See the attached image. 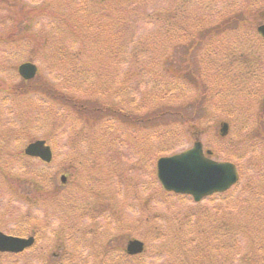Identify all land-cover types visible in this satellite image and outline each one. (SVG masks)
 <instances>
[{
  "label": "rangeland",
  "instance_id": "rangeland-1",
  "mask_svg": "<svg viewBox=\"0 0 264 264\" xmlns=\"http://www.w3.org/2000/svg\"><path fill=\"white\" fill-rule=\"evenodd\" d=\"M174 1L0 0V148L11 153L46 139L53 150L48 164L0 155V231L20 237L37 231L33 246L20 254H0V264H42L45 255L56 256L59 264H182L181 258L195 252L197 240H191L205 234L209 240L201 261L186 264H245L248 248L264 240L259 230L264 218L248 211L239 191L242 184L257 186L264 176V43L254 45L249 37L261 22L256 15L264 12V2L247 9L244 5L253 6V0H235L236 7L231 0H185L195 14L192 23L177 15L178 26L160 24L158 18ZM34 5L33 20L22 22ZM237 8L233 18L241 15L250 23L217 25ZM77 21L81 31L75 32L83 42L67 32ZM193 25L199 27L196 34ZM243 32V56L241 47L221 48V42L239 40ZM215 37L221 42L210 49ZM224 53L247 65L253 60L258 67L252 73L259 75L226 98L220 96L215 71ZM25 61L39 69L30 90H24L28 82L17 74ZM173 75L181 77L177 84L170 83ZM232 83H238L236 77ZM146 88L153 93L149 96L168 97L149 99ZM196 88L204 91L203 102L218 101L215 112L206 114L201 103L198 107ZM61 93L124 109L135 118L145 117L150 106L176 113L165 116V124H130L113 116L81 119ZM191 99L195 114L193 108L181 114L176 106ZM221 121L229 123L223 136ZM196 137L215 151L213 158L230 160L242 174L236 188L200 202L189 194L162 192L155 174L158 158L191 147ZM5 173L9 180L25 182L4 181ZM38 224L46 227L39 230ZM130 238L144 243L142 254L126 255Z\"/></svg>",
  "mask_w": 264,
  "mask_h": 264
},
{
  "label": "trees",
  "instance_id": "trees-1",
  "mask_svg": "<svg viewBox=\"0 0 264 264\" xmlns=\"http://www.w3.org/2000/svg\"><path fill=\"white\" fill-rule=\"evenodd\" d=\"M231 1H232V4H234L235 7L238 6L235 0H231ZM263 2H264V0H253L252 1V5L253 6H250L248 3H246L244 5V8L248 9V8H251V7H257V6H254V3L255 4H261ZM188 3H189V1H185V0H176V1H174L173 5L170 7L171 9L169 10V12L166 13L165 16H162V17L158 18L159 23L162 24V25L168 24L169 27H170V26H172L175 23L174 21L176 19H179V18H175L177 15L186 24L189 23V21H188L189 19H190V21L192 23V21L195 18V14L193 13L192 10H190L189 8L186 7V5H188ZM226 7L227 6H225L222 10H224ZM259 7L260 6L258 5L257 9H259ZM36 9H37L36 5L29 6V11L26 13L28 15L25 16V17H20V18L23 19L22 22L26 23L28 20L32 21L34 15L36 14V13H34V12H36ZM222 10H221V12H222ZM240 10L238 8L235 9L232 14L227 16L224 19V21H222L220 24H217V25L218 26H223V27H226V26L227 27L228 26H233V27L236 26V27H240V28L245 27L246 23H250L249 19H246V18H244L241 15L237 16L236 18H233L234 15L239 14ZM171 11H172L173 14H170ZM256 17H257V19L259 18V21L262 19L263 16L261 15L260 11L257 13ZM81 19H82V17L80 18V21H81ZM254 23H255V21H254ZM80 26H81L80 22L77 21V23H75V28H69L67 30L68 33H69V31L71 32V34H72L71 38L73 39V41L83 42V40L80 39L79 36L75 32L78 29H79V31H81ZM174 26H178V23L174 24ZM191 28H192L193 33L196 34V31H197V29L199 27L193 25ZM66 29H67V27H66ZM206 31H208V30H206ZM214 32H220V31L218 29V30H215ZM244 34H245L244 32H243V34L240 33L239 36L241 37ZM218 36H216V37H218ZM249 36H250V39L252 41L254 39V34L249 33ZM216 37L211 40L210 49H215L216 46L221 42V41H219V38H216ZM255 37L258 38L257 35H255ZM236 40L231 41V39H227L224 42H221V48L225 49L224 51H227L228 48H232V47L239 48V47H241L243 45L241 47V49L245 50V44H243V41H244L243 38L241 37V39L237 40V42H239L237 46H235V44L232 43V42H236ZM252 42H254V41H252ZM261 42L264 43V40L261 41ZM215 43H218V44H215ZM228 54L227 53H224V55L221 54V56L219 57L220 64H217L215 66L216 73H219V75H218V77H219V79H218L219 85L222 84V86H221L222 89L220 90L221 91V95L220 96L223 97V98L233 97L234 93L238 92L237 87L243 89V87L246 86V82L247 81L251 82L252 78H254L255 76L256 77L259 76L258 74H255V76H254V73H252L253 69L258 67L256 65H253V63H254L253 60L247 59L246 60L247 62L251 61L250 64L247 65V63L245 64L244 62H242L243 61L242 58L237 59V60L234 61L232 58H229ZM216 55H219V53L216 52ZM240 55L243 56L244 54L242 52H240ZM249 57H251V56H249ZM129 62H132V58H129ZM190 67L191 66H188V68H190ZM261 67H262V68H260L261 72H264V65H262ZM230 71L233 72L231 75H229ZM235 77H236L238 83L236 85H233L232 82L235 81ZM180 78L181 77H179L177 75L176 76L173 75L171 80H170V83L172 84V83L176 82V84H177L180 81ZM34 81H30V83H27L25 85V87H24V90L33 89L34 88V86H33V82ZM155 83L156 82L152 83L151 86H153ZM253 84H256V82H254ZM216 86H218V85H216ZM45 87H47V86H45ZM176 88H179V86H177ZM180 88L183 90V86H181ZM162 90L167 91V93H170V91H171L169 89H163V88H162ZM195 90L196 91H195L194 98L196 97V99H198L197 100L198 107H199V103H201V106L205 108V111H207L206 114H208L209 109H211V110H213V112H215L216 108H218V106H219L218 105V101L213 100V99H208L209 103L207 104L206 103V98H204V102L202 101V98L204 96H206L204 94V91L202 89H200V88H196ZM161 91H157V93H160ZM252 91H254V89L249 88L248 92L251 93ZM47 94H48V92H47ZM151 94H153V93H150V92L148 93V89L146 88L145 95L149 99H163L164 97H168L165 94L158 95L157 97L149 96ZM61 97H63L64 100L67 102V104H69V106H70L69 110L71 108V110L74 113H76L79 116H81V119L85 118V115L91 117L92 120H95V119L102 120V118L103 119L104 118H108L107 116H113L116 119H118V121L127 120V122L130 123V124L137 123L138 125L139 124L143 125L144 121L146 123H150L149 121H153V122H151L153 124L154 123H158V122H162L163 124H165V119H166L165 116H170V115H172L171 113L175 112V111H172V110H170L168 108H162L161 106H150L148 111H147V115L145 117H143L141 115H138L137 118H135L132 113H127V112L124 111V109L115 108V107L112 108L111 106L108 107L105 104H102V105L98 106V105H91L89 102H81L79 100L80 97H78L76 95H73V94H69V96L66 97L65 93H61ZM54 98H52V99L56 100ZM165 99H167V98H165ZM231 100H234V99H231ZM86 104H89L88 110L84 108V105H86ZM176 107H181V109H182L181 114H183V115L185 114L184 110L189 109V108H193L192 111H193V114H195V110L194 109L197 107V104H194L193 100L191 99L186 104L182 103L181 105L176 106ZM196 109H198V108H196ZM87 118L88 117H86V119ZM136 120L138 122H136ZM140 121H141V123H140ZM152 126L156 128V126H154V125H152ZM4 152H5L4 148H0V153H4ZM6 153L8 155H11L8 152H6ZM12 156H15V153L12 154ZM9 159H11V158L9 157ZM27 160H30V159H27ZM34 164L38 165L39 163L36 164L34 162ZM1 177H2V180L10 181V183L11 182H16V183L20 184V182H19L20 179L24 180V182H25V179H23V178H18V179L13 180V181L9 180L8 177H10V176L8 174H6V173L5 174H1ZM248 178H249V176H248ZM255 183H257L258 185L257 186H254V185L251 186V185H243L242 184L240 186L241 188L239 189V191H241L244 194V196H245L244 202H245V204L248 207V211H250L252 213V215H254L256 217L264 218V176L259 177L258 181L255 182ZM236 187H237V185L235 186V188ZM37 190L40 191V192H43V191H45V188L44 187H41V188L37 187ZM160 190L162 192H164L163 189L160 188ZM207 217L209 219H212V216L210 215V213L207 214ZM251 222H252V220H251ZM251 222H250V224H251ZM250 224H247V225H250ZM36 227L39 230L40 229L43 230L46 227V224H38ZM215 228L217 229V227H215ZM228 228L232 229L231 227L227 226V229ZM259 230L264 232V225L261 226L259 228ZM35 233H37V231L34 229L29 234H35ZM178 237H175V238L177 239ZM196 240H197V242L194 244V246L196 247V248L194 247L195 248V252L194 253L193 252L189 253L190 256H189L188 260H185V259L181 258L182 264H186V261H188L189 263H191V262L199 263L201 261V259H202L201 250H203V247L208 245L209 237L206 234L205 235H197L191 241L194 242ZM0 256H2V255H0ZM56 258H57L56 256H48V255L42 256V264H59V259H56ZM229 258L232 259V254H229ZM178 260H179V258H178ZM243 261H244L245 264H264V240H261V241L258 242V247H256V249L253 250L251 248H248V250L245 252ZM211 264H213V262ZM228 264H230V263L228 262Z\"/></svg>",
  "mask_w": 264,
  "mask_h": 264
},
{
  "label": "water",
  "instance_id": "water-1",
  "mask_svg": "<svg viewBox=\"0 0 264 264\" xmlns=\"http://www.w3.org/2000/svg\"><path fill=\"white\" fill-rule=\"evenodd\" d=\"M258 32L264 37V23L258 26ZM36 66L25 62L19 66V73L26 79L35 75ZM221 134L227 131V124L221 125ZM25 153L38 156L45 161L51 159V149L44 140H37L25 148ZM211 154L210 150L206 151ZM156 176L166 191L189 194L195 201L201 200L214 192H223L238 180V173L233 163L215 161L207 157L202 150V143L196 141L186 151L158 158ZM33 237L22 238L0 232V251L18 253L30 247ZM129 254L140 253L143 243L137 239L126 245Z\"/></svg>",
  "mask_w": 264,
  "mask_h": 264
}]
</instances>
